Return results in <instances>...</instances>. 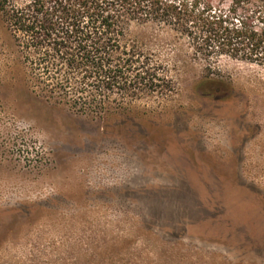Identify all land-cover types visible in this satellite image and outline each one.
<instances>
[{
	"label": "rangeland",
	"instance_id": "1",
	"mask_svg": "<svg viewBox=\"0 0 264 264\" xmlns=\"http://www.w3.org/2000/svg\"><path fill=\"white\" fill-rule=\"evenodd\" d=\"M128 36L173 91L83 113L31 92L0 13V264H264V67Z\"/></svg>",
	"mask_w": 264,
	"mask_h": 264
},
{
	"label": "trees",
	"instance_id": "2",
	"mask_svg": "<svg viewBox=\"0 0 264 264\" xmlns=\"http://www.w3.org/2000/svg\"><path fill=\"white\" fill-rule=\"evenodd\" d=\"M0 13L31 92L83 113L173 91L162 63L129 38L134 23L178 30L209 62L228 55L264 67V0H0ZM211 83L209 93L229 89Z\"/></svg>",
	"mask_w": 264,
	"mask_h": 264
}]
</instances>
